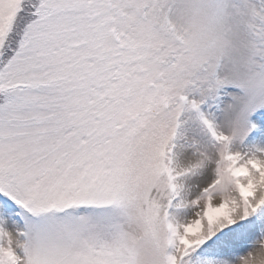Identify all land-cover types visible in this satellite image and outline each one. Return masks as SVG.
<instances>
[{
    "label": "snow or ice",
    "instance_id": "snow-or-ice-1",
    "mask_svg": "<svg viewBox=\"0 0 264 264\" xmlns=\"http://www.w3.org/2000/svg\"><path fill=\"white\" fill-rule=\"evenodd\" d=\"M0 264H264V0H0Z\"/></svg>",
    "mask_w": 264,
    "mask_h": 264
}]
</instances>
